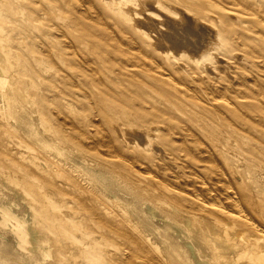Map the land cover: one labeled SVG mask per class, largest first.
Instances as JSON below:
<instances>
[{
	"label": "rangeland",
	"instance_id": "obj_1",
	"mask_svg": "<svg viewBox=\"0 0 264 264\" xmlns=\"http://www.w3.org/2000/svg\"><path fill=\"white\" fill-rule=\"evenodd\" d=\"M181 1L151 2L127 14L110 0H0V77L12 89L0 86V93L22 98L7 110L0 94L1 243L21 254L31 249L38 232H29L24 209L32 212L43 192L60 204L57 212L87 218L111 212L105 219L124 230L119 238L94 224L74 232L89 257L80 264H130L119 249L138 253L132 242L151 236L144 221H129L123 199L157 225L180 226L174 215L186 214L156 203L157 192L127 177L126 164L176 180L172 185L189 193L214 189L218 170L224 171L221 183L264 215V198L245 174L255 169L264 179V0H185L206 13L200 17L203 53L195 49L196 35L182 48L168 39L184 16L198 17ZM222 98L228 106L212 108ZM30 118L48 145L28 131ZM25 184L33 189L27 200L17 195ZM87 229L96 237L105 233L110 256L88 254L84 245L94 235Z\"/></svg>",
	"mask_w": 264,
	"mask_h": 264
},
{
	"label": "bare ground",
	"instance_id": "obj_2",
	"mask_svg": "<svg viewBox=\"0 0 264 264\" xmlns=\"http://www.w3.org/2000/svg\"><path fill=\"white\" fill-rule=\"evenodd\" d=\"M110 1L113 4H118L116 9L118 13L125 12L129 14L131 12L137 11V6L148 5L151 2H159L160 4L165 0ZM169 1H174V3L177 4L182 3L181 0ZM183 4L188 10L191 9L192 12L198 17H194V19H192L191 17L184 16L182 20L184 22V24H182L183 27L181 25L182 28L179 27L180 29L178 28L179 30H177L178 34H175L173 32L177 27L171 26L172 28L174 27V29L167 35L168 39L176 43L179 48H182L190 42L189 36L193 34L199 38V40H197L194 44L195 49H202L200 41L204 37L201 34L202 31H204V27L200 25V17H205L206 13L203 9L200 10L190 1L184 0ZM125 5L128 6L127 10L123 8ZM192 22L196 25H199L198 27L200 28H192ZM176 25L177 24H175V26ZM177 26H179V24ZM171 27L169 28L172 29ZM1 32L2 29L0 28V35ZM1 42L2 41L0 40V44ZM203 52H205V49H202L201 53ZM6 53L9 55L10 53L12 54V51L9 50ZM158 72L161 73V71ZM0 86L4 88L3 91L7 88H9V90L11 89L3 77H0ZM213 94H215V92ZM1 95V99L4 100V108H7V110L10 106H17L20 102L22 103V98L20 95L13 94L10 96L8 92H3ZM209 100L207 104L209 103ZM217 103L218 105L214 104L212 108L219 109L217 106H228L227 101H225L223 98L217 100ZM261 105L263 108L264 105L260 104V107ZM2 107L3 106H1V108ZM223 112L226 114L225 111ZM227 120L229 119L227 118ZM36 123L37 122L31 118L29 121H26L28 131H30L32 135L38 136L44 141V144L48 145V137L44 133L38 131L39 129L37 130L36 127L40 125L35 127V125H37ZM231 123L233 122L231 121ZM205 149L208 151L209 148ZM206 151H202V153ZM211 158L209 162H211ZM214 159L215 158H213V160ZM115 163L118 164L116 165L118 167L122 166L120 163ZM122 167L127 168V177L152 186V191L155 190L157 192V194H155L153 191V194L156 195V203L173 204L175 207H177V209L185 211L186 214V217H184V214L174 215L176 221H178L177 224L182 223L180 226H177L172 222H168L167 220H163L158 223L160 226L159 228L157 227V224L149 221V219L144 214L145 211L142 208L129 200L123 199L126 201L125 204L130 210L129 213L131 218L129 221H134L136 223L144 221V229L148 232V235L151 236V239H148L150 241L144 240V242L140 241L135 243L129 240L132 242V244H137L136 249L138 250V253L133 252L130 250V248L129 251L126 252L119 249L120 254H123L122 257L125 258V262H129L130 264H264V215L251 208L247 204H243L242 200L236 195L231 187L225 186L226 184L224 185L221 183L224 178V171L223 173L221 170H218V179L214 180L217 182L211 183V185L214 184V189H207L205 192L200 193H195V190L193 189L194 192L192 190V193H189L190 191L185 192L180 190L182 185L179 187L180 189L173 186L172 184L174 183L176 185L178 184L176 180L170 184L171 181L167 183L169 181H167V179H157L154 175H152L153 173L146 174L141 172L138 170L141 167H137V170L131 168L132 166L130 167V164H126ZM145 170L146 169L144 168L143 171ZM106 174V171L101 170L98 175L100 177H104ZM245 174L253 187L254 194L256 196H263L264 198V179L260 176L261 173L255 169L246 168ZM162 177L163 175L161 178ZM200 177H198V181ZM193 180L194 179H192V181ZM226 181H228V179ZM27 184H25L22 189L17 190V195L19 198L24 197L27 200V196L25 197V195L28 192H33V189ZM192 186H195V183L194 185L192 184ZM204 188L205 187H203V189ZM36 191L34 193H36ZM200 191H202V188ZM247 196L248 195L245 197ZM37 199V202L32 203V212L28 211L26 214L24 209V215L26 216L30 225L29 232H38L34 238H31V249H33L36 254L33 255V251L31 249H29L26 253L21 254L17 252L13 246L9 247L8 245H4L0 242V264H80L89 258L84 256L83 248H80L72 239V234L74 232L78 233L81 227H90L92 224H94L103 230H107L109 232V236L112 235L119 238L122 236V234H124V230L122 232V230L118 229L115 224L113 225L107 219H105V217H110L112 214L111 212H106V214L104 212H96L97 214H93V217L87 218L86 215L76 211L73 213L65 211L57 212L54 207H57L60 204L56 201L48 202L47 197L43 192L39 193ZM249 199L247 200L249 201ZM84 207L87 209L86 205ZM87 234L91 236L98 233L96 231L87 229ZM55 235H57V237ZM152 238L157 239L155 243L151 242V240H153ZM106 245L109 247L113 244L111 241H109L105 233L102 232L99 236L96 237L94 235L89 240H87L84 248L88 249V254L93 258H98L100 256L106 257V254L109 255V252L105 250ZM159 257L167 259L168 262L164 263L160 261L158 259ZM96 262L95 264H98Z\"/></svg>",
	"mask_w": 264,
	"mask_h": 264
}]
</instances>
